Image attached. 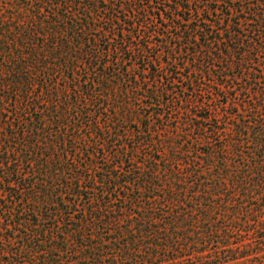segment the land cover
<instances>
[{
    "label": "trees",
    "instance_id": "trees-1",
    "mask_svg": "<svg viewBox=\"0 0 264 264\" xmlns=\"http://www.w3.org/2000/svg\"><path fill=\"white\" fill-rule=\"evenodd\" d=\"M246 10L217 31L189 28L180 46L162 42L163 73L146 55L151 47L133 48L131 3L0 0V264H155L159 249L177 245L193 181L159 150H140L157 122L173 119L157 107L179 95L177 49L187 48L193 71L216 88L264 79V8ZM193 32H201L196 43ZM132 51L140 67L130 65ZM218 60L228 67L215 73ZM229 67L243 75H223ZM188 102L178 108H188L192 125ZM125 123L141 129L131 149ZM245 128L260 147L264 131ZM128 160L129 170L119 168Z\"/></svg>",
    "mask_w": 264,
    "mask_h": 264
},
{
    "label": "rangeland",
    "instance_id": "rangeland-1",
    "mask_svg": "<svg viewBox=\"0 0 264 264\" xmlns=\"http://www.w3.org/2000/svg\"><path fill=\"white\" fill-rule=\"evenodd\" d=\"M123 3L136 7V13L127 20V29L133 33V48L139 44L151 47L146 55L156 61L163 73L168 49L162 42L180 46L179 37L189 28L206 25L217 31L220 20L223 23L243 20L248 17L249 6L264 8V0H123ZM206 6L217 11L206 13ZM121 19H125L124 14ZM192 34L191 42L196 43L201 32ZM188 49L194 51L191 46ZM176 51L183 52L179 68L173 74V86L179 95L165 96L162 106L157 107L173 119L168 121L165 117L157 122L151 135L146 136L151 144L143 146L140 153L159 150L158 159L179 164L184 174L190 175L193 189L191 181L187 187L194 194L180 209L187 216L177 245L166 252L159 249L154 263L167 264L171 258V264H264V134L259 147L252 130L246 132L245 128L249 126L256 133L264 131V79L247 86L248 78L243 76L230 89L224 85L216 88L213 78L193 71V57L191 53L187 55V48ZM198 57L201 59V55ZM128 58H133L130 65L141 66L142 61H135L134 51ZM212 65L215 73L228 67L219 60ZM224 74L241 77L243 72L238 67H229ZM189 75L191 80L186 79ZM164 82L167 83L166 76ZM182 101H189V108L197 115L192 125H189L192 120H185L188 108H178ZM237 125L244 126L242 134L237 133ZM121 130L127 135L125 142L131 149L141 129L125 123ZM187 163L191 167L184 169ZM131 164L129 160L123 161L119 168L129 170Z\"/></svg>",
    "mask_w": 264,
    "mask_h": 264
}]
</instances>
